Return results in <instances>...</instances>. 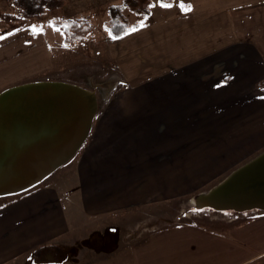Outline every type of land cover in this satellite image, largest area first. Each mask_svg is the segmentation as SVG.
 Returning a JSON list of instances; mask_svg holds the SVG:
<instances>
[{
	"label": "crops",
	"instance_id": "0c3cea01",
	"mask_svg": "<svg viewBox=\"0 0 264 264\" xmlns=\"http://www.w3.org/2000/svg\"><path fill=\"white\" fill-rule=\"evenodd\" d=\"M185 6L109 41L121 87L71 181L47 179L0 206V264L109 229L132 264H264V210L144 228L167 215L162 203L214 186L264 150V0ZM17 34L0 39L10 55L31 32ZM11 71L0 92L30 82L34 66L26 58ZM130 229L132 241L121 240Z\"/></svg>",
	"mask_w": 264,
	"mask_h": 264
},
{
	"label": "rangeland",
	"instance_id": "374dc122",
	"mask_svg": "<svg viewBox=\"0 0 264 264\" xmlns=\"http://www.w3.org/2000/svg\"><path fill=\"white\" fill-rule=\"evenodd\" d=\"M122 2L123 0H66L63 7L49 8L40 18H25L22 17L21 9L14 5L13 0H0L1 36L13 34L16 37L17 33L31 32L25 45L18 43L16 49H13L12 55L5 50V47L0 46V81L9 76V71L15 69L17 62L24 63L27 58L28 62L33 63L34 66L29 81H66L95 91L99 107L90 131V133H94L101 118L108 111L111 97L121 87L120 71L107 48L110 40L121 37H113L104 23L111 17L109 6ZM172 2L171 7L165 8L162 6L161 0H148V3L152 5L148 20L152 16L155 19L163 15V12L168 14L173 10L183 9L181 4L186 5V0H172ZM5 13L17 15L19 18L5 19L3 16ZM124 13L126 16L128 15L130 21L139 19V16L129 8H125ZM55 18L85 19L90 23L92 29L84 39L67 44L64 41L63 28L53 25ZM84 143L69 161L38 184H42L47 179L51 182L56 178L61 179L62 183L67 180L71 181L75 174L76 159ZM212 187L198 190L190 196L178 197L175 200L162 203L160 210L167 215L159 216L168 220L204 222L211 218L226 217L229 213L241 217L252 213L218 211L209 207L199 208L192 203L194 197ZM19 193L0 196V206L9 202ZM133 231L134 229H130L128 233L121 234V240L131 242L132 238L136 236ZM47 252L50 254V258L53 257V260L51 259L49 262L44 261L47 259ZM28 257L13 264H33L30 255ZM41 258L45 264H132L130 250L128 247L122 249L119 234L113 229L104 232L92 231L87 238L79 239L66 249L59 245L44 247Z\"/></svg>",
	"mask_w": 264,
	"mask_h": 264
},
{
	"label": "water",
	"instance_id": "95a60500",
	"mask_svg": "<svg viewBox=\"0 0 264 264\" xmlns=\"http://www.w3.org/2000/svg\"><path fill=\"white\" fill-rule=\"evenodd\" d=\"M99 103L95 91L37 80L0 92V196L38 184L69 161L88 138ZM192 203L215 210H264V150Z\"/></svg>",
	"mask_w": 264,
	"mask_h": 264
},
{
	"label": "trees",
	"instance_id": "16d2710c",
	"mask_svg": "<svg viewBox=\"0 0 264 264\" xmlns=\"http://www.w3.org/2000/svg\"><path fill=\"white\" fill-rule=\"evenodd\" d=\"M161 2L162 4L173 3L172 0H161ZM13 3L16 7L21 9L22 17L40 18L45 15L49 8L63 7L66 0H13ZM150 3H148V0H123L122 3L113 4L108 8L111 17L104 25L113 37H122L131 32L132 28H138L148 20L151 14L150 8L152 6ZM125 8H129L131 11L135 12L139 16V19L137 18L135 21H130L128 15L126 16L124 13ZM3 16L5 19L19 18V16L10 13H5ZM53 25L63 28L65 34L64 41L67 44L84 39L92 29L90 23L85 19L55 18ZM43 248L44 247H39L30 254V259L33 264H45L44 261H51L49 259L43 261L41 258Z\"/></svg>",
	"mask_w": 264,
	"mask_h": 264
},
{
	"label": "snow or ice",
	"instance_id": "6c2138e0",
	"mask_svg": "<svg viewBox=\"0 0 264 264\" xmlns=\"http://www.w3.org/2000/svg\"><path fill=\"white\" fill-rule=\"evenodd\" d=\"M162 6L163 7H165V8H168V7H171V5L170 4H162ZM181 8H183V10L184 11H190L191 10V6H185V5H183V4H181ZM141 27H144V25L143 24H141L140 25ZM35 30V29H34ZM137 29L136 28H132L131 29V31H136ZM4 37H2V36H0V39H3ZM262 99H264V97H262Z\"/></svg>",
	"mask_w": 264,
	"mask_h": 264
},
{
	"label": "built area",
	"instance_id": "2783aa9c",
	"mask_svg": "<svg viewBox=\"0 0 264 264\" xmlns=\"http://www.w3.org/2000/svg\"><path fill=\"white\" fill-rule=\"evenodd\" d=\"M170 222H172V223H176L177 222V220H173V221H166L165 223H170ZM159 224H150V223H145L144 224V228L145 229H147V230H154V229H157V228H159Z\"/></svg>",
	"mask_w": 264,
	"mask_h": 264
},
{
	"label": "flooded vegetation",
	"instance_id": "af4514ba",
	"mask_svg": "<svg viewBox=\"0 0 264 264\" xmlns=\"http://www.w3.org/2000/svg\"><path fill=\"white\" fill-rule=\"evenodd\" d=\"M46 254H47V255H46V256H47V259H49V260L52 259V260H53V257L50 258V254H49L48 252H47Z\"/></svg>",
	"mask_w": 264,
	"mask_h": 264
}]
</instances>
